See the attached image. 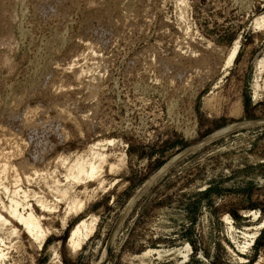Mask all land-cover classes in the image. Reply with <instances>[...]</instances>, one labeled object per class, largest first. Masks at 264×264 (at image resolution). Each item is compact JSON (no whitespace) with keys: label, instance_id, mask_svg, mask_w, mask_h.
I'll return each instance as SVG.
<instances>
[{"label":"rangeland","instance_id":"1","mask_svg":"<svg viewBox=\"0 0 264 264\" xmlns=\"http://www.w3.org/2000/svg\"><path fill=\"white\" fill-rule=\"evenodd\" d=\"M262 16L264 0H0V148L51 169L97 141L109 163L126 154L103 184L73 186L78 214L29 199L47 237L13 221L0 264H98L106 247L107 264H264ZM91 215L75 252L70 231Z\"/></svg>","mask_w":264,"mask_h":264},{"label":"bare ground","instance_id":"2","mask_svg":"<svg viewBox=\"0 0 264 264\" xmlns=\"http://www.w3.org/2000/svg\"><path fill=\"white\" fill-rule=\"evenodd\" d=\"M256 23L260 25H264V16L260 17L258 20L256 19ZM0 26H2V28L0 27L1 31H4L3 39L6 40L7 34L9 33L11 29L9 27V23L8 25H5L4 23L3 25H0ZM56 40H59V38ZM48 48H50V46ZM99 63L100 62H98V64ZM90 70L97 72V70H94L93 67ZM93 74L94 73H92L91 75L92 78H91V81L88 83V87H90L89 92L91 91V93L94 96L96 94L97 89H99L97 86V82H98L97 79L99 78V76L97 75L93 77ZM209 103L210 102H208V99H207V104ZM238 110L240 111V107L236 109V112ZM243 124L244 123L221 128L215 131L214 133H212L211 135H209L208 137H206L205 139H203L202 141H200L199 143H197L196 145L186 148L183 152L177 155L171 162H169L165 166V168L159 170L152 177H150L137 190V192L135 193L131 201L134 200V198L138 195V193L145 186H147L150 182H152V180H154L157 176H159L166 168L170 167L179 157H181L182 155L186 154L187 152L191 150L196 149L198 146H200L204 142H207L209 140H212L224 134H227L233 128L241 126ZM1 139L3 138H0V142H2ZM109 143H110L109 140L97 141L91 144L88 147V149L82 151L81 153H78L77 155L75 154L74 157H71L70 154H69L70 156L66 154L59 155L58 157H56V164H54L55 165L54 169H51L52 167L50 168V166L46 164L44 165L43 168L38 167L39 165L36 167L33 165L35 164V162H33L32 164L28 160H24V159L20 161L18 160L19 162H15L16 161V160L14 161L15 159L14 155H16L15 151L18 150L19 155H22V153H24L21 148L22 146L20 147V145L18 144L17 146L14 147V149L11 148V150L9 151H6L0 148V263L2 261H5L6 256H7L5 252V248H4L6 237H7V236L5 237L4 235L5 232L8 230L10 237H18L16 236L18 234L17 230L13 227L12 228L8 227V225L14 226L12 224L13 221L21 223L24 229L35 240L40 241L41 245H42V242L47 237L48 231L42 228L40 216L33 210L32 205L28 201L29 199H33L34 202L41 208H47L51 211L58 208L59 206L57 205L58 202H64L66 204V209H65V211L67 212L66 214H70V213L78 214L84 209L86 202L83 198L79 197L77 194L74 193L75 190H73L74 188L73 186L78 183L80 184L81 182L82 183L84 182L86 184L87 181L92 180V179L94 180L101 179V176L103 175L105 166L107 164L110 167L109 169L111 171L119 170L123 168V166L126 165V154L125 153H122L120 155V158L117 160V162L109 163V160H108L109 155L105 151V148L107 147ZM58 173L62 174V178H60L61 175ZM39 181H42L45 184V186L47 187L46 188L47 193L42 192V191L41 192L37 191L36 189L30 187V185L33 182L38 183ZM99 183L103 184V180L101 179ZM23 184H25V187H23ZM50 197L55 200V203H52L53 201L51 202L48 199ZM66 214L64 215V218H63L64 225L66 224L69 216L71 215V214L70 215H66ZM90 217L81 219L70 231V235H69V239L67 243H68V246L75 252L84 245L85 241L96 230L98 217L96 215H91ZM108 260H109V250L106 247L102 254V258L98 264H107Z\"/></svg>","mask_w":264,"mask_h":264},{"label":"water","instance_id":"3","mask_svg":"<svg viewBox=\"0 0 264 264\" xmlns=\"http://www.w3.org/2000/svg\"><path fill=\"white\" fill-rule=\"evenodd\" d=\"M109 250V249H108Z\"/></svg>","mask_w":264,"mask_h":264}]
</instances>
